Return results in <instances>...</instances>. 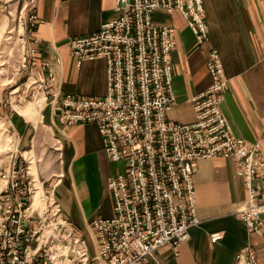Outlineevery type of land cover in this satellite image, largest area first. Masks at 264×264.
Returning a JSON list of instances; mask_svg holds the SVG:
<instances>
[{
	"label": "built area",
	"instance_id": "1",
	"mask_svg": "<svg viewBox=\"0 0 264 264\" xmlns=\"http://www.w3.org/2000/svg\"><path fill=\"white\" fill-rule=\"evenodd\" d=\"M19 22L25 45L17 78L10 90L16 105L33 104L41 117L49 109L64 126L94 123L106 155L125 166L108 178L113 216L95 219L88 243L65 216L56 195L57 180L36 179L19 162L18 148L0 162V264H162L156 252L170 246L180 255L191 228L200 224L194 183L196 162L226 158L236 164L247 198L235 212L249 231L264 233V157L260 142L236 136L222 113L228 88L224 66L216 48L209 51L210 86L191 98L195 122L169 119L177 103L173 88L172 51L176 28L157 24V11H178L202 45L209 42L203 0H116L117 17L99 31L70 41L78 64L105 59L107 92L100 97L61 95L48 62L36 61V49L27 45V31L40 22L26 0ZM3 167V168H2ZM39 193V202L35 203ZM223 232L210 235L212 242ZM235 264H258L246 246Z\"/></svg>",
	"mask_w": 264,
	"mask_h": 264
},
{
	"label": "crops",
	"instance_id": "2",
	"mask_svg": "<svg viewBox=\"0 0 264 264\" xmlns=\"http://www.w3.org/2000/svg\"><path fill=\"white\" fill-rule=\"evenodd\" d=\"M26 1L40 19L31 32L27 31V45L36 49L37 62L50 64L56 75V90L61 95L104 96L106 60H84L78 64L71 54L70 41L97 32L103 23L116 18V0ZM203 2L210 38L206 44L197 42L178 11L166 14L165 24L176 28L171 58L178 104L169 112V119L182 124L195 122L190 100L210 86L207 61L210 49L216 48L228 79L222 113L236 136L261 143L264 157V0ZM22 5L21 1L5 4L0 0V35L6 21L19 15ZM26 110L25 115H31ZM25 115L14 108L8 112L16 139L11 153L18 148L20 164L31 169L33 163L35 174L30 173L46 185L58 181L56 195L64 214L86 239L95 219L113 216L108 178L123 173L125 166L106 155L96 124L64 126L49 109L44 117L40 116L41 121H32ZM46 138L49 140L42 150ZM34 152L39 156L37 165L30 160ZM236 169L235 162L226 158L196 162L194 183L201 222L191 228L179 256L170 246L156 252L162 264H235L236 254L246 246L253 249L258 264H264V233H251L246 223L235 216L247 198ZM214 232H223V238L212 242L210 235Z\"/></svg>",
	"mask_w": 264,
	"mask_h": 264
},
{
	"label": "rangeland",
	"instance_id": "3",
	"mask_svg": "<svg viewBox=\"0 0 264 264\" xmlns=\"http://www.w3.org/2000/svg\"><path fill=\"white\" fill-rule=\"evenodd\" d=\"M13 19V18H12ZM6 21V26L4 31L0 35V162L2 161V166L9 161L10 157H6L9 154L8 151H12L13 143L16 142L14 138L12 127L10 126V121L8 118V112L12 111V109H16L21 114L25 115L24 109L27 108L31 115H25L27 119L35 120L36 118L41 121V117L39 113L34 108L33 104L28 103L24 106L16 105L17 103L14 101V95H10V90L13 87H16L21 83V80L17 78L18 72L20 71V66L22 64V51L25 45V35L24 29L19 22V15L17 17L14 16L13 20ZM153 20L157 24H165L166 14L161 11H157L153 14ZM16 106V107H15ZM19 109V110H18ZM15 112V110H13ZM7 112V113H6ZM48 138H46V142L42 145L41 149L44 150ZM55 139L52 138V141ZM57 146V144H56ZM21 151V149H19ZM33 156L30 159L34 161V165H37V161L39 156L36 152L31 153ZM29 157L28 155H26ZM32 173L36 170V166L33 167V163H31ZM2 167V168H3ZM35 168V169H34ZM35 174V173H34ZM38 176V175H37ZM36 183L40 186L39 177L36 178ZM3 181L0 179V187L3 186ZM86 241L88 243L90 254H94L96 249V244L92 235L86 236Z\"/></svg>",
	"mask_w": 264,
	"mask_h": 264
},
{
	"label": "bare ground",
	"instance_id": "4",
	"mask_svg": "<svg viewBox=\"0 0 264 264\" xmlns=\"http://www.w3.org/2000/svg\"><path fill=\"white\" fill-rule=\"evenodd\" d=\"M7 153L10 154L11 151H8ZM38 197H39V193L36 194L35 203H38L39 202V198Z\"/></svg>",
	"mask_w": 264,
	"mask_h": 264
}]
</instances>
